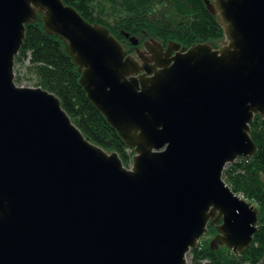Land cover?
I'll use <instances>...</instances> for the list:
<instances>
[{"label": "water", "instance_id": "water-1", "mask_svg": "<svg viewBox=\"0 0 264 264\" xmlns=\"http://www.w3.org/2000/svg\"><path fill=\"white\" fill-rule=\"evenodd\" d=\"M205 6L223 29L219 49L145 42L139 64L62 0H0V264H186L208 225L211 247L250 246L259 211L223 171L257 151L264 0ZM40 21L133 152L128 168L86 139L54 94L15 83L25 26Z\"/></svg>", "mask_w": 264, "mask_h": 264}, {"label": "trees", "instance_id": "trees-1", "mask_svg": "<svg viewBox=\"0 0 264 264\" xmlns=\"http://www.w3.org/2000/svg\"><path fill=\"white\" fill-rule=\"evenodd\" d=\"M93 25L106 27L127 50L125 34L140 42L155 40L162 45L173 41L188 49L197 43L216 46L224 40L222 27L205 6L207 0H62ZM212 1V0H208ZM21 73L15 83L32 81L35 87L54 94L73 124L91 143L119 155L129 167L133 152L87 99L79 85L80 73L66 46L49 35L42 22L25 26L23 43L14 59ZM250 137L257 151L248 160L237 159L223 171V179L233 192L252 202L258 209L257 230L250 246L240 255L225 247L210 246L202 240L190 250V264H264V118L255 116ZM215 229L208 225L207 235Z\"/></svg>", "mask_w": 264, "mask_h": 264}, {"label": "flooded vegetation", "instance_id": "flooded-vegetation-1", "mask_svg": "<svg viewBox=\"0 0 264 264\" xmlns=\"http://www.w3.org/2000/svg\"><path fill=\"white\" fill-rule=\"evenodd\" d=\"M213 1V0H212ZM125 38L128 39V42L131 44V46L129 48H127V50H125L124 48V51L132 56L137 62H139V64H141V59L139 56H143V57H149V54H147L146 50H145V47H144V43L145 42H153V40H145V41H142L140 42L139 40H137L135 37H130L128 34H125ZM130 38H135V40L137 41V44L134 45L130 42ZM174 44V45H177L179 47V49H185L184 47H181L179 44L171 41L169 42L168 44ZM159 45H161L164 49H166L167 45L166 44L165 46L162 45V43H158ZM197 44H207V43H197ZM211 46V45H210ZM213 49H214V46H211ZM216 235V233H215Z\"/></svg>", "mask_w": 264, "mask_h": 264}, {"label": "rangeland", "instance_id": "rangeland-1", "mask_svg": "<svg viewBox=\"0 0 264 264\" xmlns=\"http://www.w3.org/2000/svg\"><path fill=\"white\" fill-rule=\"evenodd\" d=\"M153 42H155V43H159L158 41H155V40H153ZM223 43H224V40L223 41H220L219 43H218V45L216 46V48L214 47V49H219L222 45H223ZM17 68H18V72H20L21 73V70L19 69V65H17L16 66V70H15V65H14V72L16 71V73H17ZM16 78V77H15ZM23 84V86H33V87H35V85L33 84V82L32 81H22V83H20V86ZM19 85V84H18ZM131 165V164H130ZM215 233H216V231H215ZM207 235V233L200 239V241L199 242H201L202 240H204V239H206V240H211L212 241V239L214 238V236H215V234L214 235H209V236H206ZM186 264H190V256L189 255H187L186 256Z\"/></svg>", "mask_w": 264, "mask_h": 264}, {"label": "built area", "instance_id": "built-area-1", "mask_svg": "<svg viewBox=\"0 0 264 264\" xmlns=\"http://www.w3.org/2000/svg\"><path fill=\"white\" fill-rule=\"evenodd\" d=\"M15 70H16V67H15ZM15 77H16V71H15ZM21 87H33V86H23V84H22ZM131 158H132V156H131Z\"/></svg>", "mask_w": 264, "mask_h": 264}]
</instances>
